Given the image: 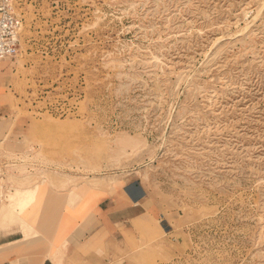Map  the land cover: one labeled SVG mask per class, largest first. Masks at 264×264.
<instances>
[{
    "label": "rangeland",
    "instance_id": "374dc122",
    "mask_svg": "<svg viewBox=\"0 0 264 264\" xmlns=\"http://www.w3.org/2000/svg\"><path fill=\"white\" fill-rule=\"evenodd\" d=\"M15 8L0 106L30 153L7 169L0 220L39 182L125 183L137 215L95 264H264V0Z\"/></svg>",
    "mask_w": 264,
    "mask_h": 264
},
{
    "label": "crops",
    "instance_id": "0c3cea01",
    "mask_svg": "<svg viewBox=\"0 0 264 264\" xmlns=\"http://www.w3.org/2000/svg\"><path fill=\"white\" fill-rule=\"evenodd\" d=\"M2 110L0 149L29 150L12 128L14 117ZM36 185V202L17 221L0 220V264H95L121 255L127 228L116 226L137 215L125 183L114 188L103 181L71 184L60 178Z\"/></svg>",
    "mask_w": 264,
    "mask_h": 264
},
{
    "label": "built area",
    "instance_id": "2783aa9c",
    "mask_svg": "<svg viewBox=\"0 0 264 264\" xmlns=\"http://www.w3.org/2000/svg\"><path fill=\"white\" fill-rule=\"evenodd\" d=\"M15 2L16 0H0V61L11 59L17 53L21 17L15 8ZM29 153L30 151L26 150L8 154L0 149V201H5L11 191V187L5 183L7 169L16 170L22 166L27 168L29 165L24 164L22 157L24 154L28 156Z\"/></svg>",
    "mask_w": 264,
    "mask_h": 264
},
{
    "label": "trees",
    "instance_id": "16d2710c",
    "mask_svg": "<svg viewBox=\"0 0 264 264\" xmlns=\"http://www.w3.org/2000/svg\"><path fill=\"white\" fill-rule=\"evenodd\" d=\"M132 186H135V187H137V185H132ZM138 189H139V191H140V193H141V190H140V188L139 187H137ZM125 193L130 197V199H132V200H137V198H133V197H131V195L128 193V191H127V187H125Z\"/></svg>",
    "mask_w": 264,
    "mask_h": 264
}]
</instances>
